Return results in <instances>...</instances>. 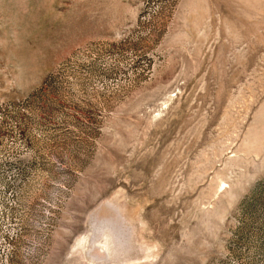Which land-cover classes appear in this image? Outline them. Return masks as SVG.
I'll list each match as a JSON object with an SVG mask.
<instances>
[{"label":"rangeland","instance_id":"374dc122","mask_svg":"<svg viewBox=\"0 0 264 264\" xmlns=\"http://www.w3.org/2000/svg\"><path fill=\"white\" fill-rule=\"evenodd\" d=\"M0 264H264V0H0Z\"/></svg>","mask_w":264,"mask_h":264}]
</instances>
